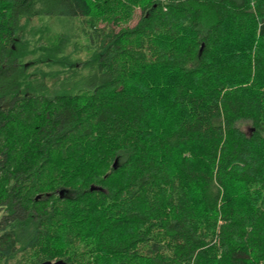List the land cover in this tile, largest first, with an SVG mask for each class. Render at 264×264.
I'll return each mask as SVG.
<instances>
[{"label": "trees", "instance_id": "trees-1", "mask_svg": "<svg viewBox=\"0 0 264 264\" xmlns=\"http://www.w3.org/2000/svg\"><path fill=\"white\" fill-rule=\"evenodd\" d=\"M228 222L264 264V0H0V264H230Z\"/></svg>", "mask_w": 264, "mask_h": 264}, {"label": "rangeland", "instance_id": "rangeland-1", "mask_svg": "<svg viewBox=\"0 0 264 264\" xmlns=\"http://www.w3.org/2000/svg\"><path fill=\"white\" fill-rule=\"evenodd\" d=\"M140 15H141V11H138L137 17L139 18ZM137 20L138 19L135 18L134 21L131 23V26L135 25L137 23ZM78 25H79V22L77 20L72 21L71 24L69 23V21H65V27L61 24H55L54 29L61 30L65 28L64 29L65 33H68V31L72 29L73 31H75ZM241 127L246 132L250 131L249 125L244 124ZM220 231L222 232V235H223L222 244L225 245L223 248V252L225 253L226 257L229 259L230 264H237L236 257H238L241 248H243V244L241 243V240H240L241 238L238 236L239 235L238 228L235 226L234 223L228 222V223H223L221 225ZM253 260L254 259L247 261V264H253L254 262Z\"/></svg>", "mask_w": 264, "mask_h": 264}, {"label": "water", "instance_id": "water-1", "mask_svg": "<svg viewBox=\"0 0 264 264\" xmlns=\"http://www.w3.org/2000/svg\"><path fill=\"white\" fill-rule=\"evenodd\" d=\"M114 168L116 169L117 168V162H115V165H114ZM97 188H95V187H92V191L93 190H96ZM61 194H62V192H61ZM39 198V197H38ZM40 264H69V263H67V262H65V261H63V260H59V261H48V262H44V263H40Z\"/></svg>", "mask_w": 264, "mask_h": 264}]
</instances>
